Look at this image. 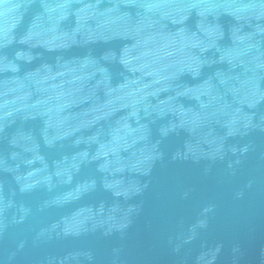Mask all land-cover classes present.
<instances>
[{"label": "water", "instance_id": "water-1", "mask_svg": "<svg viewBox=\"0 0 264 264\" xmlns=\"http://www.w3.org/2000/svg\"><path fill=\"white\" fill-rule=\"evenodd\" d=\"M0 264H264V0H0Z\"/></svg>", "mask_w": 264, "mask_h": 264}]
</instances>
